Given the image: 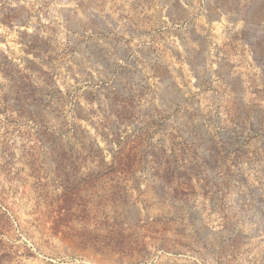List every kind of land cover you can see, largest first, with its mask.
Instances as JSON below:
<instances>
[{"label": "rangeland", "instance_id": "1", "mask_svg": "<svg viewBox=\"0 0 264 264\" xmlns=\"http://www.w3.org/2000/svg\"><path fill=\"white\" fill-rule=\"evenodd\" d=\"M0 264H264V0H0Z\"/></svg>", "mask_w": 264, "mask_h": 264}, {"label": "trees", "instance_id": "2", "mask_svg": "<svg viewBox=\"0 0 264 264\" xmlns=\"http://www.w3.org/2000/svg\"><path fill=\"white\" fill-rule=\"evenodd\" d=\"M8 63H11V61H7Z\"/></svg>", "mask_w": 264, "mask_h": 264}]
</instances>
